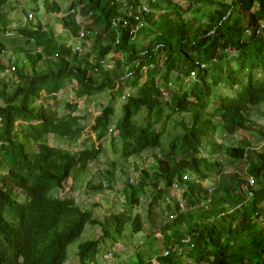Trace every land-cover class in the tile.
Listing matches in <instances>:
<instances>
[{
    "label": "trees",
    "instance_id": "16d2710c",
    "mask_svg": "<svg viewBox=\"0 0 264 264\" xmlns=\"http://www.w3.org/2000/svg\"><path fill=\"white\" fill-rule=\"evenodd\" d=\"M39 1L0 0V39L17 36L0 40V53L12 54L0 57V169L7 172L0 177V264H66L87 225L103 233L78 245V262L100 264L101 253L113 261L116 249L104 250V243L143 230L133 214L141 200H150L148 217L156 220L175 184L185 188V210L175 203L176 218L159 225L161 246L146 257L137 251L131 264H184L187 258L190 264H264V125L258 122H264V0H43L47 13H62L63 37L37 16ZM13 11L25 15L24 26L11 28ZM112 54L121 59L108 64ZM193 72L198 76L188 82ZM227 81L236 95L222 93ZM69 86L79 100L107 93L108 101L95 104L99 113L91 121L73 112L77 104L59 117L51 100ZM131 91L136 94L123 99ZM134 114L141 123L129 129ZM169 115L179 118L183 136L165 139L158 130ZM88 126L103 145L110 142L111 152L102 150L109 170L99 174L98 185L89 184L86 197L112 188V167L120 161L150 162L135 163L142 175L126 177L122 210H110L104 223L94 218L95 205L85 207L71 195L72 177L80 179L101 150L91 140L80 153L43 141L54 136L75 145ZM221 127L227 140L240 131L250 138L212 143L208 151L202 142ZM11 186L25 204L10 199Z\"/></svg>",
    "mask_w": 264,
    "mask_h": 264
},
{
    "label": "rangeland",
    "instance_id": "374dc122",
    "mask_svg": "<svg viewBox=\"0 0 264 264\" xmlns=\"http://www.w3.org/2000/svg\"><path fill=\"white\" fill-rule=\"evenodd\" d=\"M42 4H43V0H40L35 5L38 8L40 7L39 14L37 16L41 18L44 24L50 27H54L56 32L61 37H63L62 34H60L62 32V26H61L62 13H56V12L47 13L46 10L41 8ZM66 9H67V4L63 2L62 10H66ZM11 13H12L11 16H9V18L7 19L11 22L12 29H16L17 27H20L19 25L21 26L25 25L24 23L26 19H25L24 14L18 15L19 13L17 11H13ZM32 19L34 20L35 16ZM32 19L29 18V20H32ZM78 21L79 23H81L82 21V23L85 24V19H83L82 16L78 18ZM263 27H264V24L261 25V28ZM13 37L14 36H9V38H12V39L17 38V36H15L14 38ZM0 40L2 41L7 40V38L5 36H2ZM89 42L91 43V41ZM6 46H9V45H6ZM115 58L121 59L120 55L112 54L108 60V64L110 63L112 64ZM259 77L264 80L263 74H259ZM145 79L143 78V81ZM226 86H228V81L226 82L224 86H220L222 87V93L224 95H236L235 94L236 91L234 92L232 89H229ZM72 89H73V86H69L68 88H66V90H64L62 93L58 95L59 99L51 100V103H52L51 105L52 107H55L58 110L57 112L59 113V117H62L63 113H70L72 111V108H70L69 106L77 104L78 105L77 113L79 115L92 114V116L90 115L88 117L93 118V113L98 114V111L94 110L95 104L98 103V105H100L101 107L103 103H107L108 101V94L100 92L101 94L97 99L94 98V99H91L89 102H85V101L77 99L74 93L72 92ZM125 93L126 92H124V94ZM117 95H118V92L117 90H115L114 96L116 97ZM47 97L49 98L50 96H47ZM92 101H96V102H92ZM125 102L126 101L121 99L120 102L117 103L116 106H117L118 113H120L121 107ZM0 105H1V100H0ZM210 108L215 109L214 112L216 111V108H217L216 98H215V101L210 103ZM262 110H264V107H262ZM80 111L82 113H80ZM213 114H216V113H213ZM208 116H210V113H208ZM178 120L179 118L173 117L171 115H169L168 117H165L162 120V122L159 125L158 130L161 132V134L164 136L165 139H173V138H176L177 136L184 135V130L177 123ZM188 120L190 121L191 119L188 118ZM134 122L141 123V119L140 117L137 116V114H134L131 117H128L127 126L129 129H131L134 126ZM151 129L153 128L149 127L147 130H151ZM249 134L250 133L248 132L240 131L238 132V136H236L234 140H231V139L220 140L223 135L221 131H218L214 133L213 135H214V142L216 144L224 143L225 145H229V144H233L237 142L239 143V141L242 139H244L246 142L247 139L250 138ZM54 138L57 141H54L53 137H51V138L46 139L45 142H48V144L50 145L59 144V141H58L59 139L56 137ZM203 143L206 144L207 148H210L211 142L203 141ZM104 148H108L109 149L108 152L110 153L111 152L110 142H107V144L103 146V149ZM106 155H107V152L103 154V157H106ZM155 155L158 156V152H156ZM133 162L140 166L145 165L146 167L149 166L150 164V162L145 163L143 158L133 159ZM127 165H128L127 162L120 161L116 166L112 167L114 168L115 177H116L115 181H113L111 184L114 190H111V189L105 190L101 195H97L96 193L95 196H92V194L89 193L87 197L90 198V200H88V198L86 197V193H85V190L87 189V186L85 184L86 180L79 181V179H77L74 182V189L71 193L72 197H74L77 201L82 199L85 206L87 205V207L89 208L92 207V205H95V209L93 211L94 218L98 219L101 223H104L110 210L111 211L114 209L122 210V205L124 204L122 193H123L124 188L126 187V177L127 176L129 177V175H132L135 177H139L142 175L141 172L135 171V166L133 165V163L130 164L128 168H127ZM98 168H100V172H101V170L105 171L109 167L106 165L105 161H103L98 164ZM122 169L125 170L127 175L121 174ZM249 178L251 179L252 177H248L247 180ZM181 190H182L181 186L179 187V189L173 188V190L170 193L171 202L182 200L183 193H181ZM149 202L150 200H148L147 202H143L139 210H137L136 212L135 211L133 212L135 216L139 215L141 217V220L143 222V230L137 235H132L131 233L125 234L126 236L125 240L127 241L125 240L122 242L118 241V243L113 244V245L111 244L112 246L110 245L109 247H108L109 245L108 243H104V250L106 248L113 247V249H116V255L113 261H111V257L109 255L107 257H104L106 254L101 253V256L99 257L101 259L100 264H105L104 261L107 259L109 260L107 264H131V262L135 260L137 251H140L143 254V256L146 257L147 250H149L155 244L156 246H161V240H162L161 229L162 228L160 226L164 225V222H170L169 220L172 219L171 218L172 214H170L171 211H169L168 207H166V203L162 201L160 207L156 209V213H159V216L156 218V220H155V217H153L152 219L149 218L148 210H147ZM173 205L174 204H172V206ZM184 210L185 208L182 209V211ZM102 233H103L102 228H100L99 226L87 225L81 238L70 246L69 259L66 264H81L80 261L78 262L77 254H76L78 250V245L84 241L99 238L100 236H102ZM184 264H190V259L187 258Z\"/></svg>",
    "mask_w": 264,
    "mask_h": 264
},
{
    "label": "clouds",
    "instance_id": "9594fccd",
    "mask_svg": "<svg viewBox=\"0 0 264 264\" xmlns=\"http://www.w3.org/2000/svg\"><path fill=\"white\" fill-rule=\"evenodd\" d=\"M15 2L17 1V0H14ZM26 19V18H25ZM11 32H9L8 34H6V36L5 37H7V38H9V36H13L12 34H10ZM4 55H8V57H12V54H1L0 53V57H2V56H4ZM197 76H198V73L196 72V73H191L190 74V77H189V79H188V82H191V81H194L196 78H197ZM124 94V93H123ZM132 95V94H136V91H131V92H126L125 94H124V97H123V99H127L128 97H129V95ZM93 106H94V104H93ZM95 110V109H94ZM73 112H75V113H77L78 112V110H76V111H73ZM56 113H58V112H56ZM80 113H82L81 111H80ZM99 113V112H98ZM95 115H97L96 113H93V117L95 116ZM80 116H86L87 117V119L89 120V121H91L93 118H89L88 116H90V114H81ZM263 121V119H260L258 122H262ZM39 122H37V124H38ZM262 124H263V122H262ZM264 125V124H263ZM218 131H221L222 132V138L220 139V140H227L228 138H229V136L228 135H226V131L223 129V127H221V128H219L218 130H216V131H214L213 133H212V135L214 134V133H216V132H218ZM249 133V132H248ZM14 134H13V131L12 132H10V136H9V138H8V140H7V144L8 145H12V141H11V139H12V136H13ZM219 135V134H218ZM237 136H238V133L236 134ZM51 137H53V139H54V141H57L55 138H54V136H51ZM51 137H49V138H51ZM48 139V138H47ZM46 140V139H45ZM45 140H43L44 142H45ZM86 140H91L92 141V143L94 144V146H95V148L97 149V150H101V154H100V157H99V160H97V161H94V162H90V163H88V165L86 166L87 168H88V170L85 172V173H82L81 174V176H80V179H79V181H82V180H86V182H85V184H86V186H87V188L89 187V184L92 182V183H94V184H96V185H98V182H99V174L102 172V170H101V172H100V168H98V164L100 163V162H103V161H105V157H103V153H102V150H103V144H102V141L98 138V136H97V134H95L93 131H91V127L90 126H88L86 129H85V131H84V133H83V135H82V137L78 140V142L75 144V145H73V144H71V141L69 140V139H66L65 141H61V140H58L59 141V144H56V145H52V146H56V147H58V148H63V149H67V150H71V151H76L77 153H80L82 150H83V148L85 147L84 146V143H85V141ZM205 142H207L206 140H204ZM241 142L240 143H242V142H245V140L244 139H242V140H240ZM9 142H10V144H9ZM210 142V141H209ZM45 143H48V142H45ZM203 143V142H202ZM212 143H214V144H216L215 142H214V135L212 136V141H211V144H210V148H207L208 149V151H210L211 150V146H212ZM203 144H205V143H203ZM222 143H219V145H221ZM206 145V144H205ZM205 147H207V146H205ZM261 147L262 148H264V144H261ZM119 159H120V154H118L117 155V159L115 160V161H119ZM133 159H135V158H132L131 159V161L129 162V163H127L128 165H127V168L130 166V164H132L133 163V165L135 166V163L133 162ZM149 162V161H148ZM84 167H85V165H83ZM95 170V171H94ZM121 171H125L124 169L123 170H121ZM93 174V175H92ZM122 174V173H121ZM7 175V172L4 170V169H0V177L1 178H4L5 176ZM95 175H96V177H95ZM123 175V174H122ZM95 177V178H94ZM129 177H132V175H129ZM73 178H75V181H76V177L75 176H73L72 177V179ZM134 178V176L131 178V179H133ZM248 178V177H247ZM183 179L185 180V181H190L191 180V178H188V176L187 175H184L183 176ZM254 178H249L248 180H247V186L249 187V186H253L255 183H254ZM75 181H73V182H75ZM251 181H253V183H251ZM246 186V187H247ZM112 187V186H111ZM179 187H180V185H178V184H175V185H173V188H175V189H179ZM7 190H9V197H10V199L12 200V201H17L18 203H20V204H25V202H26V197L23 195V193L21 192V191H19V190H17V188H14V186H11L10 188H7ZM107 190H109V189H107ZM111 190H114V188L112 187L111 188ZM184 190H185V188H182V190H181V193H183L184 192ZM105 191V190H104ZM103 191V192H104ZM247 194H248V196L250 197V196H252V193L251 192H247ZM52 196L53 197H56V192H54V193H52ZM57 196L58 197H63V196H61L60 194H57ZM123 201H124V197H123ZM141 202L143 203L144 201H142L141 200ZM165 203H166V207H168V206H172V204H174L171 208H168L169 209V211H171V213L170 214H172V216H171V220H174L175 218H176V215H175V213H174V211H177V208H176V205H175V203L176 204H178L182 209L184 208V206H183V204H184V202H183V197H182V200L181 201H175V202H171V201H164ZM160 205H161V203H160ZM86 207V206H85ZM161 216V215H160ZM170 221V220H169ZM165 255H166V253H165Z\"/></svg>",
    "mask_w": 264,
    "mask_h": 264
},
{
    "label": "built area",
    "instance_id": "2783aa9c",
    "mask_svg": "<svg viewBox=\"0 0 264 264\" xmlns=\"http://www.w3.org/2000/svg\"><path fill=\"white\" fill-rule=\"evenodd\" d=\"M143 10L148 12L147 8H144ZM251 183H253V181H251Z\"/></svg>",
    "mask_w": 264,
    "mask_h": 264
}]
</instances>
